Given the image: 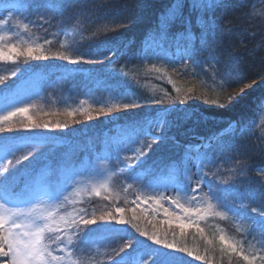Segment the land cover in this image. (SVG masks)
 <instances>
[{"label":"trees","instance_id":"1","mask_svg":"<svg viewBox=\"0 0 264 264\" xmlns=\"http://www.w3.org/2000/svg\"><path fill=\"white\" fill-rule=\"evenodd\" d=\"M171 2L72 0L71 7L58 14L37 10V4L25 0L21 8L8 10L7 50L15 45L26 53L28 47H42L49 59L12 53L11 60L0 61V105L6 107L35 81H43L46 87L27 114L0 122L4 129L0 131V149L15 151L12 164L0 163V174L16 170L18 187L25 181L36 190L48 184L63 186L65 175L72 179L88 177L95 159L105 152L103 159L117 171L111 192L84 196L75 206L57 210L65 213L74 208L87 218L94 214L96 225L81 222L73 227L78 242L87 231L96 238L82 254L85 264H143L149 257L151 264H247L242 255L226 250L220 241L223 233L234 240L252 235L255 231L246 220L228 213L227 218L202 223L203 232L196 226L181 232L176 224L165 223L162 215L134 203L136 186L127 185L140 167L151 168L155 180L167 179L176 167L173 162L184 155L185 145H203L232 123L235 134L218 137L211 148L200 149L215 160L197 175L214 182L215 196H210L224 210L227 205L257 216L252 208L264 205V87L260 86L264 80V0H218V6L208 11L194 10L190 0H185L183 9L167 24V55H150L144 60L146 37L151 49L160 52L161 41L155 31L161 13ZM14 3L16 0H0V14ZM202 21L216 24L204 48L199 43ZM186 29L196 36V43L191 58L182 60L183 52L178 54V49L189 43ZM105 42L123 54L97 64H71L59 58L80 59ZM239 87H243L244 95L234 98V89ZM124 104L139 106L125 109ZM101 107H112L113 111L101 114ZM223 108L229 109L230 115L204 111ZM165 109L166 119L172 121L166 126V134L175 140L151 148L143 145L140 153L131 157L135 161L132 168L121 169L123 140L136 132L131 137L136 145L145 131L154 127L157 113ZM68 111L75 115L68 116ZM185 111L194 113L195 118L181 121ZM241 126L243 134L238 131ZM26 155L29 160L24 159ZM149 179L144 177L143 181ZM117 208L124 209L122 215L128 223L109 220L107 214L118 215ZM133 223L140 231L155 234L175 248L153 244L131 227ZM128 240H135L134 246L120 252ZM94 244L102 249L90 250ZM180 248L186 251L176 250Z\"/></svg>","mask_w":264,"mask_h":264},{"label":"snow or ice","instance_id":"2","mask_svg":"<svg viewBox=\"0 0 264 264\" xmlns=\"http://www.w3.org/2000/svg\"><path fill=\"white\" fill-rule=\"evenodd\" d=\"M25 0H16V3L9 5V7L21 8ZM32 3L37 4V10L44 9L47 12H54L62 14L65 10L71 7L72 0H32ZM191 7L194 10L208 11L218 6V0H190ZM31 4H29V7ZM185 6V0H172L170 6L161 13L159 18L158 27L155 34L161 41L159 48L160 52H156L155 49H151L148 45L146 37L145 46L143 49V59L148 60L150 55L157 56L160 58V54L167 55L164 49V42L169 39V33L167 30V24L178 14ZM4 25L9 24V19L2 21ZM123 24V21H120ZM201 33L199 37V43L201 48L206 47L208 38L214 33L216 29L215 21L200 22ZM27 28V24H24ZM190 40L183 49H178V54L183 52L181 56L182 60L191 58L192 47L196 43V36L191 33L190 29H186ZM180 35V34H177ZM9 53H16L18 55H27L35 60H48V55L45 54L42 47H28L25 51L19 50L12 45L9 49ZM123 54L119 52L116 47H110L107 42L103 45L98 46L95 51L89 53L87 56H81L80 59H71L70 57H59L61 59L68 60L71 64H78L81 62L97 64L103 63L105 60H110V56H117ZM5 53L0 49V59L4 58ZM13 76L16 73H12ZM250 87V85H249ZM226 91L227 89H223ZM244 92H240L241 98ZM137 104H124L125 109L138 107ZM113 107H120V105H114ZM113 108L99 109V113H111ZM28 112L27 107L15 106L14 110H8L7 114L0 117V122L10 120L16 115H25ZM167 110H163L157 113L156 122L154 127L148 129L149 139L151 143H147L144 146L151 148L153 144L165 145L169 139L175 140V137H169L166 134V126H170L172 121L166 119ZM68 116H74L75 113L72 111L67 112ZM88 118L91 119V114H88ZM195 118V114L185 111L181 116V121H191ZM29 124H32L31 117H28ZM151 123V121L149 122ZM48 127V124L43 125ZM57 128L61 127L60 124L56 125ZM133 131L136 130V125L132 126ZM4 129L0 128V131ZM11 131V127L8 128ZM154 131H160L164 134L151 135ZM237 131L234 124L230 123L225 128L221 129L216 136L208 138V142L203 145H185L184 155L180 161H174L176 165L167 176L168 183L161 187L160 184L155 182V176L152 175L151 168L140 167L130 177L133 181H141L144 177H150L148 182L144 184V187L154 193L153 199L156 200L157 204H160V200L163 199L162 193L165 191H172L177 194L184 193L185 195L196 198V194L200 191L201 187H206L209 194L215 196L214 182L211 180H205L202 175L194 185L189 182V173L196 169L199 171L206 165L213 164L215 157H209L207 153H201L200 149H209L213 146V142L218 137H226L230 133L235 134ZM239 133L243 134L244 128L241 126L238 129ZM203 139V138H202ZM113 147V146H110ZM119 151L118 146H115ZM8 164H12L15 159V151L5 156ZM25 160H29V156H24ZM142 165V164H141ZM24 171V170H19ZM70 175H65L64 182L65 186L48 184L36 190L33 188L30 181H25L22 187L20 185V177L17 171L14 170L9 172L7 175L0 174V257H7L9 264H76L72 260L73 252L84 253L87 251L88 246L95 242V237L89 233L82 234L78 242V247L73 249L68 247L71 243V235L68 236L67 242L64 240V235L70 233L73 227L78 226L81 222L84 225H96L97 221L93 214L92 218L86 216H57V209L62 204V197L64 191H66L67 181L71 180ZM131 187V184H129ZM218 187V186H217ZM226 191V189H221ZM230 191V190H229ZM99 195V193H97ZM219 200V197H215ZM134 203H140V201H134ZM172 204L176 205L180 209V215L172 216L171 213H165L171 218L165 220V223L171 224L173 221L176 226L183 232L186 228L193 227L191 217L200 214L199 209L187 208L179 201L173 199ZM211 208V205H209ZM116 213L113 215L111 212L107 214L110 221H114L116 224H126L128 221L125 220L122 215L124 212L123 208H117ZM225 211L231 213L234 216H239L246 220L252 225V230L264 233V205L260 207H253L252 212L257 213V216H249L241 212L236 207H229L225 205ZM135 212V209H133ZM135 218V217H134ZM104 217H101L103 220ZM132 228H136L140 236H146L148 240H151L155 245H162L163 248L173 249L175 245L162 240L157 235H149L147 232L140 231L135 223L131 225ZM198 232H203V229L196 226ZM220 241L223 245H226L227 249L232 252H239L243 259L247 261V264H254L253 258L245 255L241 249L234 243H229L224 237H220ZM55 244V247L52 245ZM135 244V240H128L120 252H124L125 249H131ZM7 249V250H5ZM177 251H186V249L180 248ZM119 255V253H117ZM191 255V253H189ZM197 259L201 257L197 256ZM264 260V256L261 257ZM152 258L149 257L143 261V264H151Z\"/></svg>","mask_w":264,"mask_h":264},{"label":"rangeland","instance_id":"3","mask_svg":"<svg viewBox=\"0 0 264 264\" xmlns=\"http://www.w3.org/2000/svg\"><path fill=\"white\" fill-rule=\"evenodd\" d=\"M10 8L11 7L8 6L7 11L4 12V14L2 15L0 14V49H2L5 53L4 58L0 59V61L9 59L11 60L13 56L12 53H9V51L7 50L8 46L5 44V40L9 36L8 34L10 32V27L8 24L4 25L2 23L4 19L10 18V12L8 11ZM260 83V86L262 85V87H264V80L260 81ZM45 89L46 87L43 81H35L30 87L24 89L18 98L16 97L13 101L11 100V102L6 107L0 105V117L6 115L8 110H14L15 106L27 107L29 110L31 106L34 105L35 100H37L38 97L43 94V91ZM241 91H243V87H239L236 90L234 89V98H238ZM204 111L217 115H230V111L227 108L214 110L208 109ZM148 129L145 131L142 138L136 145L131 143V137H135L136 132H133L131 135H129L128 138L123 140L122 143H124L125 148L120 154V158L123 161L124 166H122L121 169L124 167L132 168V165L135 163V161L132 160L131 157L137 156L140 153L143 145L151 143L149 139ZM151 135L155 136L153 132L151 133ZM196 141L198 143H201L198 140H195V142ZM8 154H10L9 150L0 149L1 164L7 161L5 159V156H7ZM104 155H106V152L102 154L101 158L95 159L94 169H92L93 171H91V174L88 177H75L72 180L67 181L66 191H64L62 197V204L57 210H62L65 206H75L77 203L82 202L85 199L84 196L89 197L97 195V193L105 195L112 191L111 189H113L115 175L117 171H115V168L110 165L108 160L103 159ZM121 169H118V172H122ZM198 179L199 177L197 175V170L193 169L189 173L190 184L194 185ZM155 182L160 184L161 187H163L165 184L168 183V180L158 179L155 180ZM146 183L147 182L143 181V179L141 181H127L128 186L129 184H133L136 186V199L137 201H140V203L138 204L141 207L145 208L148 211H151L157 216L162 215L167 220L171 217L165 213V209H167V212L171 213L172 216L181 214L180 209L176 205L171 203L173 199L179 201L180 204H183L187 208H195L200 210V214L191 217V222L193 223L194 227H201L202 223L204 222H215L220 218H227L229 216V214L221 206H219L217 202L213 200V198L208 193L206 187H201L200 191L196 194L195 199L192 198V196L185 195L183 192L177 194L172 191H165L162 193L164 198L160 200V204H157L156 200L152 198L154 196V193L144 187V184ZM63 186H65V182ZM209 205H211V208L209 207ZM59 212L57 213V216H80L78 211L74 208H68V212L65 213ZM173 224H175L174 221ZM74 230L75 228H72L70 233L64 235L65 242H67L68 236L71 235V243L68 245V247L73 249L78 247L75 245L78 241L75 236L77 234H74ZM221 236H224L229 243L236 244L245 255H248L249 257L253 258L254 264H258L260 263V261H264L261 259V257L264 256V234L262 232L255 231L252 233V235L241 236L240 240H234L224 233L221 234L220 237ZM223 246L226 250L232 252L230 249L226 248V245ZM52 247H55V244H53ZM89 249H102V246L100 244H94L90 246ZM82 254L83 253L81 252L74 251L72 260L75 261L76 264H85ZM139 262L140 261L135 263ZM0 264H9V259L7 257H0Z\"/></svg>","mask_w":264,"mask_h":264}]
</instances>
